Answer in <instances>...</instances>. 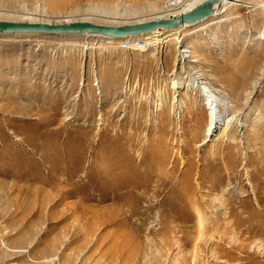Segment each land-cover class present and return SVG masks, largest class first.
I'll return each mask as SVG.
<instances>
[{
  "label": "rangeland",
  "instance_id": "374dc122",
  "mask_svg": "<svg viewBox=\"0 0 264 264\" xmlns=\"http://www.w3.org/2000/svg\"><path fill=\"white\" fill-rule=\"evenodd\" d=\"M242 1L139 50L0 36V264H264V0ZM166 2L0 0V20L119 25Z\"/></svg>",
  "mask_w": 264,
  "mask_h": 264
},
{
  "label": "water",
  "instance_id": "95a60500",
  "mask_svg": "<svg viewBox=\"0 0 264 264\" xmlns=\"http://www.w3.org/2000/svg\"><path fill=\"white\" fill-rule=\"evenodd\" d=\"M223 0H202L182 14L166 18L137 21L119 25H103L87 20L56 22H24L0 20V36L16 33L41 35H101L112 40L150 34L158 29H172L180 25L194 26L212 17Z\"/></svg>",
  "mask_w": 264,
  "mask_h": 264
},
{
  "label": "bare ground",
  "instance_id": "6f19581e",
  "mask_svg": "<svg viewBox=\"0 0 264 264\" xmlns=\"http://www.w3.org/2000/svg\"><path fill=\"white\" fill-rule=\"evenodd\" d=\"M41 2H43L44 4H46L47 6L49 7H56V8H61V7H65L66 3L68 2V0H40ZM76 0H71V2H75ZM202 0H167L166 3H168V9L165 10V13L161 14V15H157L155 16V18L153 19H159V18H166V17H170V16H175V15H179V14H182L184 13L185 11L189 10L190 8H192L194 5L198 4L199 2H201ZM245 2H243L242 0H223L221 3H220V6L219 8L216 10V14H219L221 12H224L226 11L229 7L231 6H236V5H244ZM37 5V4H35ZM166 5V4H165ZM247 5V4H245ZM167 6V5H166ZM251 6H254V7H262L263 10H264V2L263 3H257L255 5H251ZM105 13V12H103ZM151 20V19H150ZM29 22H37V21H32V20H28ZM59 21V20H58ZM61 21H71V20H61ZM139 21H147V20H139ZM49 22V21H48ZM56 22V21H55ZM137 22V21H136ZM203 22V21H202ZM195 26V25H194ZM181 27H185V25H180V26H177L175 28H172V29H167V30H164V29H158L156 31H154L153 33L155 32H158V31H171V30H176V29H179ZM190 27V26H188ZM153 33H150V34H153ZM22 34H28V33H16V34H13V35H22ZM84 35H87L88 34H84ZM142 35V34H141ZM144 35H149V34H144ZM90 36H93V35H90ZM95 37H103V38H108V37H104V36H101V35H94ZM139 36V35H137ZM131 37H135V36H131ZM190 56V55H188ZM182 57V56H181ZM184 61H188V62H196V60H192V59H189V58H185L183 60ZM196 72V71H195ZM194 72V73H195ZM209 99L211 101V105L213 104V106H211V109L213 110H219V107L221 104L223 103H219L220 102V98L218 96H215L213 95V93L211 92L209 94ZM219 101V102H218ZM212 111V110H211ZM210 111V112H211ZM220 114V113H218ZM210 115V114H209ZM212 115H210L211 117ZM220 116V115H219ZM220 118V117H218ZM233 121V116H226L225 118H222V119H218L217 120V124L221 125L223 123H230ZM215 125V124H214ZM213 125V126H214ZM212 126V122L210 121L209 119V123L206 124V129H205V136L209 133H212L213 132V129L214 127ZM227 130L223 129V133H226ZM204 136V137H205ZM205 140V138H204Z\"/></svg>",
  "mask_w": 264,
  "mask_h": 264
},
{
  "label": "built area",
  "instance_id": "2783aa9c",
  "mask_svg": "<svg viewBox=\"0 0 264 264\" xmlns=\"http://www.w3.org/2000/svg\"><path fill=\"white\" fill-rule=\"evenodd\" d=\"M142 37H144V36H142ZM142 37H136V38H134V37H127V38H125V39H121V40H117L118 41V44L119 45H122L124 42L123 41H127V43H130L131 45V48L132 47H134V48H137L136 46H135V43H137L138 41H141V38ZM131 48H129V49H131ZM138 49V48H137ZM139 50V49H138ZM186 52V51H185ZM187 53H189L188 51H187ZM208 96V95H207Z\"/></svg>",
  "mask_w": 264,
  "mask_h": 264
}]
</instances>
